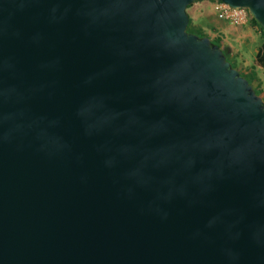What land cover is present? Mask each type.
<instances>
[{
  "label": "water",
  "instance_id": "obj_1",
  "mask_svg": "<svg viewBox=\"0 0 264 264\" xmlns=\"http://www.w3.org/2000/svg\"><path fill=\"white\" fill-rule=\"evenodd\" d=\"M193 1L0 0V264H264V104Z\"/></svg>",
  "mask_w": 264,
  "mask_h": 264
},
{
  "label": "rangeland",
  "instance_id": "obj_2",
  "mask_svg": "<svg viewBox=\"0 0 264 264\" xmlns=\"http://www.w3.org/2000/svg\"><path fill=\"white\" fill-rule=\"evenodd\" d=\"M213 1L195 0L185 7L188 26L209 39H218L217 44L226 61L251 80L264 104V63L255 58L257 49L264 50V31L251 20L250 13L246 21L239 25L217 18Z\"/></svg>",
  "mask_w": 264,
  "mask_h": 264
},
{
  "label": "built area",
  "instance_id": "obj_3",
  "mask_svg": "<svg viewBox=\"0 0 264 264\" xmlns=\"http://www.w3.org/2000/svg\"><path fill=\"white\" fill-rule=\"evenodd\" d=\"M213 9L217 18L224 19L234 25L244 23L247 19V15L249 14L246 7L229 6L221 0L213 1Z\"/></svg>",
  "mask_w": 264,
  "mask_h": 264
},
{
  "label": "trees",
  "instance_id": "obj_4",
  "mask_svg": "<svg viewBox=\"0 0 264 264\" xmlns=\"http://www.w3.org/2000/svg\"><path fill=\"white\" fill-rule=\"evenodd\" d=\"M188 5H189V4H188ZM188 5H186V7H187ZM250 18H251V20H252L253 22H255V24H256L261 30L264 31V29H262V28L256 23V21L252 18V16H251ZM188 24H189V18H187V24H186V28H185L187 31H189V32H193V33L197 34L198 36H204L203 33H200V32H198L197 30H193V29H191V28L188 26ZM210 41L213 42V43H216V44H217L218 39L215 37V38H213V39H210ZM224 58H225V57H224ZM255 58H256L260 63H264V50H262L261 48H260V49H257V50L255 51ZM225 59H226V58H225ZM237 71H238V70H237ZM238 73L241 75V73H240L239 71H238ZM241 76H243V75H241ZM243 77L246 78L247 82L251 84V86H252V88H253L255 94L258 95V93H257V91H256V89H255V87H254V85L251 83V80H250L248 77H246V76H243Z\"/></svg>",
  "mask_w": 264,
  "mask_h": 264
}]
</instances>
